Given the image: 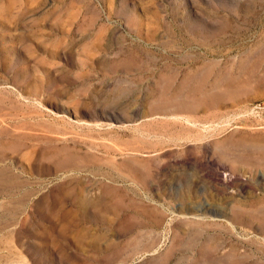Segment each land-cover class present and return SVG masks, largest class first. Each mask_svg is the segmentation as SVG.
<instances>
[{
    "label": "rangeland",
    "instance_id": "1",
    "mask_svg": "<svg viewBox=\"0 0 264 264\" xmlns=\"http://www.w3.org/2000/svg\"><path fill=\"white\" fill-rule=\"evenodd\" d=\"M0 264H264V0H0Z\"/></svg>",
    "mask_w": 264,
    "mask_h": 264
},
{
    "label": "bare ground",
    "instance_id": "2",
    "mask_svg": "<svg viewBox=\"0 0 264 264\" xmlns=\"http://www.w3.org/2000/svg\"><path fill=\"white\" fill-rule=\"evenodd\" d=\"M195 233V232H194Z\"/></svg>",
    "mask_w": 264,
    "mask_h": 264
}]
</instances>
